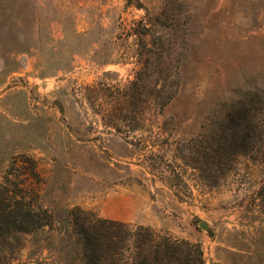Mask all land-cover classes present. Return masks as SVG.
<instances>
[{
  "label": "rangeland",
  "instance_id": "rangeland-1",
  "mask_svg": "<svg viewBox=\"0 0 264 264\" xmlns=\"http://www.w3.org/2000/svg\"><path fill=\"white\" fill-rule=\"evenodd\" d=\"M1 192L52 224L0 264H82L78 209L264 264V0H0Z\"/></svg>",
  "mask_w": 264,
  "mask_h": 264
},
{
  "label": "trees",
  "instance_id": "trees-1",
  "mask_svg": "<svg viewBox=\"0 0 264 264\" xmlns=\"http://www.w3.org/2000/svg\"><path fill=\"white\" fill-rule=\"evenodd\" d=\"M228 121L232 128L219 138L216 157L249 153L262 144L250 112ZM20 197L16 201L7 193H0V240L11 234L35 233L52 224L47 210L36 207L26 196ZM71 217L81 246L82 264H204L198 246L172 240L151 229L131 228L81 209L73 211Z\"/></svg>",
  "mask_w": 264,
  "mask_h": 264
},
{
  "label": "water",
  "instance_id": "water-1",
  "mask_svg": "<svg viewBox=\"0 0 264 264\" xmlns=\"http://www.w3.org/2000/svg\"><path fill=\"white\" fill-rule=\"evenodd\" d=\"M202 226H203V228H207V226L205 224H203Z\"/></svg>",
  "mask_w": 264,
  "mask_h": 264
}]
</instances>
